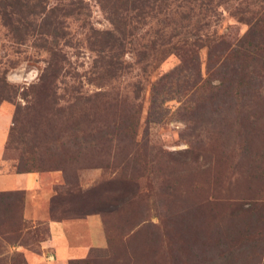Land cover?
Returning <instances> with one entry per match:
<instances>
[{"label":"rangeland","instance_id":"374dc122","mask_svg":"<svg viewBox=\"0 0 264 264\" xmlns=\"http://www.w3.org/2000/svg\"><path fill=\"white\" fill-rule=\"evenodd\" d=\"M70 2L81 10L61 16L67 34L58 48L67 61L56 80L58 97L46 100L34 98L30 88L49 56L43 34L26 23L19 38L0 9V81L20 92L0 101V177L15 173L12 159L21 149L33 152L40 175L37 191L0 181V264H69L46 243L56 221L49 216L56 187L68 190L56 203L57 213L67 212L59 221L67 223L66 241L85 247L69 252L71 264H264V98L228 81L222 91L229 92H218V64L208 68L206 46L198 50L197 89L191 87L197 71L180 68L176 52L159 61L166 48L161 42L181 14L191 16L182 33L199 27L200 34L216 31L233 42L248 28L238 17L264 0H179L156 16L149 12L125 42L126 69L100 87L92 80L97 68L90 43L98 31L112 29L107 2L44 5ZM25 12L27 22H38V15ZM153 40L158 51L151 50ZM158 81L157 88L180 92L170 94L156 122L149 107ZM96 91L118 109L100 110L94 100L89 111L73 100ZM18 103L29 107L15 113ZM121 120L134 122L135 142ZM76 122L85 132L73 128ZM102 122L114 133L104 144L96 137ZM92 221L100 240H90L86 224ZM38 255L41 261L34 260Z\"/></svg>","mask_w":264,"mask_h":264},{"label":"trees","instance_id":"16d2710c","mask_svg":"<svg viewBox=\"0 0 264 264\" xmlns=\"http://www.w3.org/2000/svg\"><path fill=\"white\" fill-rule=\"evenodd\" d=\"M176 1L179 0H106L107 5L104 9L107 12V18L112 25V29L98 31L97 36L90 43L96 52L93 67L97 68L96 75L92 80H95L99 87L126 69V64L122 61L121 57L125 51L126 40L134 34L137 26L136 23L144 22L145 16L149 12H151V16H156L159 11L167 9ZM181 1H186L188 4L192 2V0ZM0 3H2L0 9L3 13L4 22L19 38H24L25 32L22 30V25L26 23H29L28 25H31L34 29L35 27L39 28V33L43 34L41 35V44L45 46L44 48L47 50L49 56L38 82L30 85L33 97L44 100L58 97L55 88L56 80L61 76L64 70V63L67 61L66 53L61 48H58L59 40L64 39L67 34L64 30V19L61 16L79 13L81 6H72L74 2H70L64 7L55 5L47 9L46 5H44L45 0H0ZM25 11L30 15H38V22L33 23L30 20L27 22L26 17L29 15ZM245 12H247L246 16L242 15L238 17V20L246 23L248 28L244 34L233 40V42L217 34L216 31H213L211 34H200L199 32L203 29L199 27H195L193 33L192 30L188 29L185 33H182V28L188 27L191 16L186 13L181 14V16L174 19V25L170 33L161 42V45L166 48L160 50L161 57H159V61L163 60L168 54L176 52L180 57V68L188 66L193 72L196 73L197 71V75L194 74L193 80H191V87L197 89L199 87L196 86L200 80V76L198 78V50L206 46L208 48V68H213L218 64L214 69V74H216V78L220 81V84L216 85L218 92L222 91L223 87H225L226 83L222 82L228 81V83H235L236 86L246 88L250 96L256 95L257 97L262 96L264 98V2L256 7H247ZM132 21L135 24H132ZM203 25L208 26L207 23ZM189 33H192L191 38L186 35ZM179 36L182 44H179ZM175 37H178V39L173 41ZM64 42H67V40ZM155 44L156 41L153 40L151 50L158 51L159 49ZM158 85L159 81L153 85L149 107V110L154 112V116L158 117L157 119H153L156 122L162 119L164 115L163 105L170 98V94L172 92H180L177 88L173 90L171 87L167 91L164 88L159 89L157 88ZM12 87L6 80L0 81V101L5 99L11 100L16 97L17 93L20 94L16 89L12 90ZM24 92L22 91L21 94ZM227 92L229 91H222L223 94ZM104 95L103 91H96L85 98L77 95L73 100L80 105L87 104L89 111L93 110L94 105L90 104L94 100L102 103L98 105V107L101 106L100 110L109 109L115 111L118 109L117 102L113 103L112 101L103 99ZM22 107L27 108L29 106H22L18 103L15 113ZM134 112H138V107L137 109L135 108ZM120 123L125 126L123 130L128 133L129 141L135 142L134 135L132 134L134 122L121 120ZM118 125L119 121L113 122V126L118 127ZM99 126L96 136L98 142L101 144L108 143L112 139L110 135H114L110 129V123L102 122V125L100 124ZM73 128L84 131L79 122H76ZM9 135L11 136V132ZM32 154V151L20 150L19 155L14 158L15 160L12 159L15 162L13 164L15 173L36 172L39 170V167L34 163ZM54 191L55 193L51 196L49 203V216L52 220L62 221L61 219L67 212L57 213L56 203L60 201L61 195L66 194L68 190L61 191L60 188L56 187ZM251 209H243V212L247 213ZM71 263H73V259H69V264Z\"/></svg>","mask_w":264,"mask_h":264},{"label":"crops","instance_id":"0c3cea01","mask_svg":"<svg viewBox=\"0 0 264 264\" xmlns=\"http://www.w3.org/2000/svg\"><path fill=\"white\" fill-rule=\"evenodd\" d=\"M10 176H1L0 177V181L1 180H7L4 181V185L5 186H15V187H22V188H26L28 190H34L37 191V187H40V175L37 174L36 172H24V173H14V174H9ZM9 178H11V180H9ZM88 219H86L87 221ZM88 223V222H87ZM66 222H50V233H51V238H49L48 241H46V243L48 244V246H51L50 248H54V254L57 255V258L59 259H70L71 257L69 255V252L72 251H79L82 252V250H85V247H77V248H73L69 245L68 241H66ZM91 224V225H89ZM86 226H91L92 228V237H90V240L94 241L96 240H100L101 237L99 235V231H98V223L97 221H92L90 223H88V225L86 224ZM90 228V227H89ZM52 244V245H51ZM95 244V242H94ZM47 249L49 250V248L47 247ZM50 254L53 255V251L52 249L49 250ZM42 256L45 255L44 252L43 254H41ZM71 255V254H70ZM42 256L38 255V256H34V260L36 261H41L42 260ZM64 259V260H65Z\"/></svg>","mask_w":264,"mask_h":264}]
</instances>
